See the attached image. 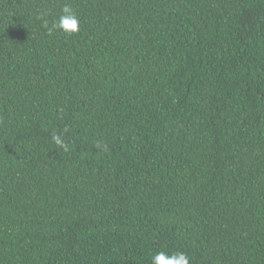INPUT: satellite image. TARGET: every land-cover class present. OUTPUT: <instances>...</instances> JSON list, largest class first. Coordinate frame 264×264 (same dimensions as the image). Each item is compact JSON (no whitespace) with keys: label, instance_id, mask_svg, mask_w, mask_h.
Instances as JSON below:
<instances>
[{"label":"trees","instance_id":"16d2710c","mask_svg":"<svg viewBox=\"0 0 264 264\" xmlns=\"http://www.w3.org/2000/svg\"><path fill=\"white\" fill-rule=\"evenodd\" d=\"M161 250L264 264V0H0V264Z\"/></svg>","mask_w":264,"mask_h":264},{"label":"clouds","instance_id":"9594fccd","mask_svg":"<svg viewBox=\"0 0 264 264\" xmlns=\"http://www.w3.org/2000/svg\"><path fill=\"white\" fill-rule=\"evenodd\" d=\"M61 31L67 36H72L77 34L80 31V21L77 18V15L74 9L69 4H65L61 9V14L58 17V20L54 22L51 27H49V35H52L55 31ZM52 143L59 149L64 152H68L69 145L63 139V136L58 133H54L51 136ZM97 148L101 151H107L106 144L98 143ZM151 264H189V256L182 251L167 252L164 250L158 251L151 255L150 257Z\"/></svg>","mask_w":264,"mask_h":264}]
</instances>
